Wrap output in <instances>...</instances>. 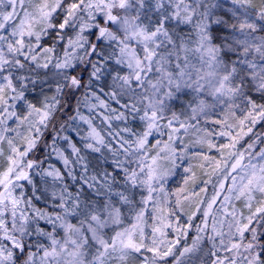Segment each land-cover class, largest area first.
I'll return each instance as SVG.
<instances>
[{
  "label": "snow or ice",
  "instance_id": "snow-or-ice-1",
  "mask_svg": "<svg viewBox=\"0 0 264 264\" xmlns=\"http://www.w3.org/2000/svg\"><path fill=\"white\" fill-rule=\"evenodd\" d=\"M0 264H264V0H0Z\"/></svg>",
  "mask_w": 264,
  "mask_h": 264
}]
</instances>
